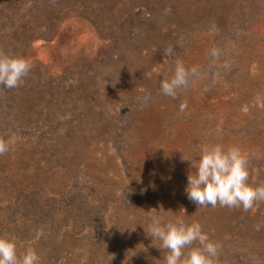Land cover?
Segmentation results:
<instances>
[{
	"label": "rangeland",
	"instance_id": "rangeland-1",
	"mask_svg": "<svg viewBox=\"0 0 264 264\" xmlns=\"http://www.w3.org/2000/svg\"><path fill=\"white\" fill-rule=\"evenodd\" d=\"M27 8L21 0L0 5V53L30 65L10 112L0 111V139H15L0 154V199L91 183L115 199L103 234L64 233L58 254L45 244L17 253L32 248L38 264H163L159 242L147 236L155 213L199 222L218 245L216 264H264V201L248 211L201 207L184 191L188 161L206 143L239 147L249 184H264V4L230 41L198 32L162 56L133 49L113 56L108 24L91 26L81 8L59 18ZM177 61L197 72L174 99L160 84ZM130 188L138 198L122 205L119 195Z\"/></svg>",
	"mask_w": 264,
	"mask_h": 264
},
{
	"label": "trees",
	"instance_id": "trees-1",
	"mask_svg": "<svg viewBox=\"0 0 264 264\" xmlns=\"http://www.w3.org/2000/svg\"><path fill=\"white\" fill-rule=\"evenodd\" d=\"M19 1L0 0V5ZM21 1L28 6L30 14L47 9L59 18L64 9L81 8L87 14L83 18L91 26L100 28L102 23H107L112 33L113 56H122L128 49L145 55L152 51L153 56H162L173 42L205 31L230 41L237 35L238 25L253 19L264 4V0ZM20 91L21 86L8 89L0 85L2 113L10 112ZM137 198L133 188L119 195L122 205ZM114 199L113 193L97 191L92 183L87 190L77 185L55 194L44 189L20 190L10 199H0V235L13 239L17 246L32 245L35 250L43 244L50 245L57 253V240L64 233L87 237L103 234Z\"/></svg>",
	"mask_w": 264,
	"mask_h": 264
},
{
	"label": "clouds",
	"instance_id": "clouds-1",
	"mask_svg": "<svg viewBox=\"0 0 264 264\" xmlns=\"http://www.w3.org/2000/svg\"><path fill=\"white\" fill-rule=\"evenodd\" d=\"M211 54L217 55L216 50L213 49ZM29 71L30 65L23 57L0 53V85L8 89L17 88ZM196 72L195 67L186 69L182 62L177 61L173 76L161 81V94L175 99L177 89L185 87L189 77ZM186 106L181 104L180 110L184 111ZM14 143V138L0 139V154L8 152ZM188 162L190 170L186 173L184 191L187 199L197 206L215 207L219 204L248 211L255 202L264 201V184L256 187L249 184L248 156L239 147L206 143L200 146L198 159ZM148 220L147 236L154 247V242H159L158 249L164 252L163 264H216L218 245L209 240L199 222L186 223L179 218L165 221L155 213ZM38 262L35 250L27 248L18 254L16 242L0 235V264Z\"/></svg>",
	"mask_w": 264,
	"mask_h": 264
}]
</instances>
